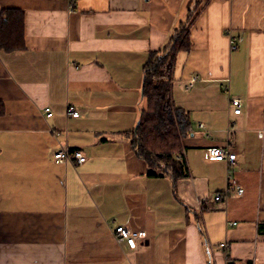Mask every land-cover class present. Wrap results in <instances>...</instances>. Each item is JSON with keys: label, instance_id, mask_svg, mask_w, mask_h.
<instances>
[{"label": "crops", "instance_id": "crops-1", "mask_svg": "<svg viewBox=\"0 0 264 264\" xmlns=\"http://www.w3.org/2000/svg\"><path fill=\"white\" fill-rule=\"evenodd\" d=\"M198 1L172 74L191 119L188 176H151L132 137L144 67ZM5 10L23 13L26 48L0 51V264H264V0H76L73 12L0 0ZM63 148L85 163H54ZM213 148L236 164L207 160ZM229 174L244 193L217 201ZM117 227L146 238L132 250Z\"/></svg>", "mask_w": 264, "mask_h": 264}, {"label": "trees", "instance_id": "trees-1", "mask_svg": "<svg viewBox=\"0 0 264 264\" xmlns=\"http://www.w3.org/2000/svg\"><path fill=\"white\" fill-rule=\"evenodd\" d=\"M201 10L198 1L186 21L175 30L170 45L154 53L144 67L143 108L138 128L132 133L138 156L149 165L150 175L157 171L171 173L174 178L188 176L185 161L177 156L183 151V140L191 132L190 115L175 106L172 99V74L176 56L190 49V27ZM25 25L21 11L5 10L0 15V51L25 50ZM5 113L0 101V117ZM264 233V224L259 225Z\"/></svg>", "mask_w": 264, "mask_h": 264}, {"label": "built area", "instance_id": "built-area-1", "mask_svg": "<svg viewBox=\"0 0 264 264\" xmlns=\"http://www.w3.org/2000/svg\"><path fill=\"white\" fill-rule=\"evenodd\" d=\"M69 1V8L71 12L75 9L76 0H68ZM229 36L231 37V51H236L238 49L236 39L233 36L232 32H229ZM197 81V78L192 79L188 85V89H192ZM231 106H233L234 113L239 115L241 114V106L242 101L239 98H232L230 100ZM48 117L52 116L51 109L47 108L45 110ZM68 115L72 117H79V113L70 109L68 111ZM54 163L56 164H64L67 162H74L76 164H83L86 161V158L83 156L82 153H70L68 149H61L54 154ZM207 160L215 161V162H225L228 167H232L236 164L237 155L235 153H231L229 149H222V148H213L209 149L206 153ZM178 160L183 159V153H180L177 156ZM229 185L227 189L218 194L216 196L217 201L226 200L231 197L232 194L237 193L238 195H243L244 189L238 185L237 180L234 178L232 174L228 175ZM114 237L118 243L126 242L130 249L136 250L139 246V243L146 238L145 233L143 232H133L124 227H117L114 231ZM220 247L222 249H227V244H221Z\"/></svg>", "mask_w": 264, "mask_h": 264}]
</instances>
